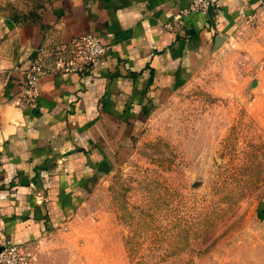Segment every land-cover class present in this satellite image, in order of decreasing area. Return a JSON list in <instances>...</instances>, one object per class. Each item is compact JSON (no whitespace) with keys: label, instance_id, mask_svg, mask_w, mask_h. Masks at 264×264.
<instances>
[{"label":"rangeland","instance_id":"374dc122","mask_svg":"<svg viewBox=\"0 0 264 264\" xmlns=\"http://www.w3.org/2000/svg\"><path fill=\"white\" fill-rule=\"evenodd\" d=\"M53 1L0 0V19L49 30ZM181 85L109 147L39 264H264V8Z\"/></svg>","mask_w":264,"mask_h":264},{"label":"crops","instance_id":"0c3cea01","mask_svg":"<svg viewBox=\"0 0 264 264\" xmlns=\"http://www.w3.org/2000/svg\"><path fill=\"white\" fill-rule=\"evenodd\" d=\"M213 1L217 17L189 14L177 33L164 24L189 0H54L49 30L0 19V247L38 253L81 204L100 160L109 163V147L128 142L218 38L229 39L264 3ZM87 33L107 49L86 72L44 76L35 107L17 100L41 46Z\"/></svg>","mask_w":264,"mask_h":264},{"label":"built area","instance_id":"2783aa9c","mask_svg":"<svg viewBox=\"0 0 264 264\" xmlns=\"http://www.w3.org/2000/svg\"><path fill=\"white\" fill-rule=\"evenodd\" d=\"M260 8H264V3ZM192 13H211L217 17L220 10L213 0H189L186 7L180 8L164 24V28L176 33L183 31L184 19ZM54 48L47 54L36 55L23 70V79L17 100L24 102L29 107L37 105L40 94L39 85L44 76L57 72H86L104 54L107 46L103 45L96 35L87 33ZM0 264L38 263L29 245L8 243L0 247Z\"/></svg>","mask_w":264,"mask_h":264},{"label":"water","instance_id":"95a60500","mask_svg":"<svg viewBox=\"0 0 264 264\" xmlns=\"http://www.w3.org/2000/svg\"><path fill=\"white\" fill-rule=\"evenodd\" d=\"M224 38L220 36V38H218L219 41L223 40ZM38 171L39 169H35V177H34V180H32L31 182L35 183L36 182V179L38 177Z\"/></svg>","mask_w":264,"mask_h":264}]
</instances>
